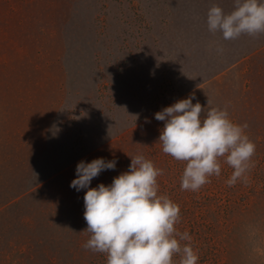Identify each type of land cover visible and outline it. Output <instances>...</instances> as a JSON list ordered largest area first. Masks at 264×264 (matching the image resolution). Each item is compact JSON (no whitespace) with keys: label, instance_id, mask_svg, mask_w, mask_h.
I'll return each instance as SVG.
<instances>
[{"label":"rangeland","instance_id":"obj_1","mask_svg":"<svg viewBox=\"0 0 264 264\" xmlns=\"http://www.w3.org/2000/svg\"><path fill=\"white\" fill-rule=\"evenodd\" d=\"M233 0H0V264H106L83 248L80 161L116 160L110 185L143 154L164 170L158 195L179 204L199 264H264V33L209 32ZM217 47L223 52L218 54ZM194 94L248 124L247 182L222 163L198 192L164 154L155 113ZM183 243H187L182 241ZM179 257H174L178 261Z\"/></svg>","mask_w":264,"mask_h":264},{"label":"clouds","instance_id":"obj_2","mask_svg":"<svg viewBox=\"0 0 264 264\" xmlns=\"http://www.w3.org/2000/svg\"><path fill=\"white\" fill-rule=\"evenodd\" d=\"M209 32L222 33L224 40L264 33V0H233L231 12L213 5L207 13ZM218 54L223 52L217 47ZM192 94L155 113L163 121L159 142L162 151L185 167L180 179L182 191L198 192L221 175L222 163L233 169L229 187L247 182L255 166L256 144L246 134L248 124L233 122L227 108L202 106ZM116 160L97 158L80 161L70 187L87 189L84 199L86 232L90 238L85 250L102 253L106 264H199L188 232H179V204L167 195H158V177L164 170L143 154L131 156L127 171L114 177L110 185L90 187L104 170H114ZM182 241L187 243H181ZM179 257L174 261V257Z\"/></svg>","mask_w":264,"mask_h":264}]
</instances>
